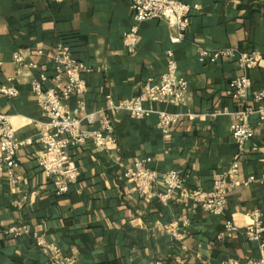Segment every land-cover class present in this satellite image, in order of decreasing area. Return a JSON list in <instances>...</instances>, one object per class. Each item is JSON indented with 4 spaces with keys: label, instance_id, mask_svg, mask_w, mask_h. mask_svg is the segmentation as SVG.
<instances>
[{
    "label": "crops",
    "instance_id": "crops-1",
    "mask_svg": "<svg viewBox=\"0 0 264 264\" xmlns=\"http://www.w3.org/2000/svg\"><path fill=\"white\" fill-rule=\"evenodd\" d=\"M181 1L191 7L183 41H170L166 21H145L139 25L137 50L128 53L122 40L132 24L131 0H0V86L11 84L18 90L13 97L0 93V112L10 115L20 139L34 137L44 121L31 86L39 69L27 64H45L51 74L58 42L89 68L83 74L85 91L68 100L72 109L82 106L94 112L106 105V95L115 101L138 95L148 77L160 81L169 53L177 75L189 83L184 106L143 103L154 111L183 114L168 135L157 128L155 112L142 119L121 112L113 142L97 148L87 140L73 147L79 175L63 195L55 193L51 178L38 167L37 145L20 149L17 179L0 173V264H44L49 254L37 246L33 233L58 246L59 258L68 257L73 264H154L157 259L168 264H229V259L244 264L260 257L258 242L242 232L248 212L264 213V121L257 114L250 116L255 135L246 141L235 175L238 181L253 180L230 190L224 216L177 201L176 193L167 203L141 198L124 176L139 157L159 172L177 171L185 188L207 189L216 173L229 168L237 150L231 116L208 114L238 106L227 90L229 80L243 72L231 59L200 63L197 46L258 50L262 58L249 71L248 104L257 106L252 92L264 89V0ZM14 52L25 59L20 71L12 61ZM82 126L99 128L97 122ZM162 187L159 183L156 189ZM224 218L239 229L219 238ZM173 221L184 230L179 239L163 229ZM12 225L27 226L30 234L13 235L7 231Z\"/></svg>",
    "mask_w": 264,
    "mask_h": 264
},
{
    "label": "built area",
    "instance_id": "built-area-1",
    "mask_svg": "<svg viewBox=\"0 0 264 264\" xmlns=\"http://www.w3.org/2000/svg\"><path fill=\"white\" fill-rule=\"evenodd\" d=\"M61 2L63 0H49ZM190 5L181 0H131L132 24L123 35L122 44L128 53H135L139 43V25L145 21L164 20L167 22L173 43L181 42L190 25ZM197 57L200 63L215 64L219 59L235 60L242 74L229 80L227 94L238 104L231 111L214 110L209 116L228 114L231 116L230 132L232 140L237 145L236 153L226 170L216 173L212 184L207 189L185 188L182 178L175 170L159 172L148 166L144 158L135 157L130 166L125 168L124 176L131 180L137 194L141 198H158L167 203L176 193L177 201L188 200L198 205L200 209L216 216H224L228 202V194L236 185H248L253 176L243 181H238L235 175L238 171L240 158L245 154V143L254 134L250 124V116L257 114L264 121V89L252 92L257 106L248 104V96L252 87V79L249 71L256 67L262 58L258 50L239 51L233 47H220L210 49L197 46ZM23 56L14 52L12 61L20 71L24 63ZM53 69L47 74L45 64L28 63L31 69H39L38 77L31 80L32 90L35 94L41 114L44 118L42 128L34 137L20 139L15 134V129L10 121V115L0 112V173L5 172L11 179L14 169L17 167V154L20 149L29 145H37L34 159L46 177L51 178L54 191L57 195L68 192L70 183L77 180L79 175L77 167L73 164L71 149L80 146L87 140L101 148L108 142L114 141L115 125L121 112L129 113L135 119L148 117L151 113L157 114V128L163 135H168L171 128L183 114L154 111L143 106L144 102H159L173 106L187 104L189 95V83L184 77L177 75V63L171 53L168 54L166 65L161 74L160 81L155 82L148 77L142 91L135 96L113 100L111 95H106V105L98 111L85 112L82 106L70 108L68 100L71 96L81 94L86 86L83 74L89 68L77 60L70 48L58 42L55 53L52 56ZM10 81L11 78H8ZM49 86H46V84ZM0 93L8 97L16 96L17 88L11 84L0 86ZM189 115V114H187ZM190 116H199L190 114ZM98 123V129H89L82 125ZM161 183L163 187L157 190ZM248 221L243 226V234L248 240L257 241L260 249V257L251 259L244 264H264V213L261 209H253L247 213ZM163 229L175 239H179L184 230H180L177 222H169L163 225ZM239 227L230 219H223V230L218 237L226 233L237 231ZM7 231L13 235L21 236L30 234L27 226L12 225ZM33 238L38 247L49 254L44 264H73L70 258L60 259L58 246L46 244L41 236L33 233ZM229 264H234L232 259ZM154 264H168L162 259H157Z\"/></svg>",
    "mask_w": 264,
    "mask_h": 264
}]
</instances>
